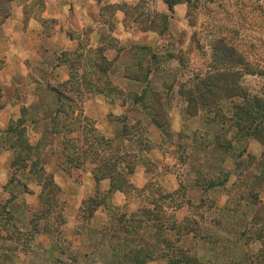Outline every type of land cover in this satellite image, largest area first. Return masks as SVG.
Masks as SVG:
<instances>
[{
	"label": "rangeland",
	"instance_id": "374dc122",
	"mask_svg": "<svg viewBox=\"0 0 264 264\" xmlns=\"http://www.w3.org/2000/svg\"><path fill=\"white\" fill-rule=\"evenodd\" d=\"M13 3H23L25 14H39L43 0H2L8 10ZM180 3L183 14L171 21L157 14L156 0H131L123 6L141 24L153 14L164 21L168 38L162 49L132 43L107 59L104 52L112 39L88 47L82 29L79 48L66 57L82 92L79 103L100 92L120 108L107 116L111 138L86 115L58 114L59 122L75 128L64 141L63 169L71 181L80 182L94 160L96 170L114 168L130 182L128 166L140 158L153 173L151 179L142 188L132 184L127 189L130 195L142 194L143 201L110 206L102 225L90 222L91 205L85 203L73 227L64 226L63 191L52 196L50 212L29 208L22 184L27 170L37 171V166L24 162L27 147L21 150L10 136L17 161L0 172V202L7 211L1 215L0 264H264V0ZM113 7L102 6L97 18L106 30L112 26ZM216 36L226 37L246 64L221 67L212 49ZM87 57L95 60L93 66ZM43 63L37 70L45 73ZM223 76L232 80L230 91L223 86L213 97L197 98L203 83ZM88 82L91 87L85 86ZM48 92L42 89L39 99L50 109ZM189 98L192 104H187ZM3 139L0 129V162L7 166L12 154ZM156 161H162L160 169ZM165 171L180 180L174 193L157 181ZM92 195L104 202L102 193Z\"/></svg>",
	"mask_w": 264,
	"mask_h": 264
},
{
	"label": "crops",
	"instance_id": "0c3cea01",
	"mask_svg": "<svg viewBox=\"0 0 264 264\" xmlns=\"http://www.w3.org/2000/svg\"><path fill=\"white\" fill-rule=\"evenodd\" d=\"M130 1L43 0L39 14L33 12L25 14L23 3H13L1 26L3 36L0 38V129L1 132H5L16 124H20L23 128V136L31 147V151L24 155V162L27 165L35 163L37 169L41 168L46 174H50L60 191L64 192V202L61 207L64 226L73 227L85 198L94 193H102L104 196V202H100L89 217L94 225L107 223L110 206L128 205L133 200L143 201L142 194L130 195L120 190H113L109 178H103L97 182L93 176V170L97 167L95 161L89 163L83 174L85 178L80 182H73L68 178L60 156H63L64 141L68 135L74 133L75 128L65 131L57 127L56 122L54 123L53 109L58 102L51 90V87H56L69 79L70 70L64 53L79 48V31L82 29L87 31L88 47H100L112 39V45H109L104 52L107 59L113 58L116 53L123 51L124 46L132 43L153 51L163 48L168 38L166 36L168 28L166 24H163L164 21L157 19L153 12V18L143 21V24L130 18L123 7ZM156 2L157 14L163 18H169L171 21L172 16L180 17L183 14L181 3L174 4L170 11L163 0H156ZM107 5L114 7L110 15L112 26L106 30L105 24L99 23L97 18L102 6ZM45 20H51V23L47 24ZM107 36L109 39H106ZM42 63L46 64L45 73L37 70V66ZM47 88L49 98L52 99L48 102L50 109L41 104L39 99L41 90ZM81 105L83 114L94 122L95 128L102 130L106 137L111 138L113 130L107 116L109 113L118 114L120 105L115 101H107L100 92L86 97ZM3 144L12 156L7 157V162L5 160L7 166L0 162L1 173V169L4 173L6 169L11 168L16 153V148L5 142ZM0 157L2 158L3 154ZM49 159L54 160L49 163ZM139 159L135 162L129 179L135 187L142 188L149 182L153 173L147 170ZM162 161L155 162L159 169ZM27 174V183L22 184L24 195L31 199L30 203L26 199L30 209L41 211L39 195L42 180L35 167L28 169ZM8 177L3 178L5 180L2 179L1 184H6ZM157 181L171 192L180 182L172 171L160 173Z\"/></svg>",
	"mask_w": 264,
	"mask_h": 264
},
{
	"label": "trees",
	"instance_id": "16d2710c",
	"mask_svg": "<svg viewBox=\"0 0 264 264\" xmlns=\"http://www.w3.org/2000/svg\"><path fill=\"white\" fill-rule=\"evenodd\" d=\"M164 3L167 5L168 9L170 11H172L173 9V5L176 3H180V2H185L187 3V6H189V2L190 0H163ZM9 13V10L6 9L5 7H3L2 5V0H0V22L3 21V19L5 17H7ZM227 39L226 37L223 36H216L214 38V43L212 49L215 50V61L217 63H223L221 64V67H227L228 69L230 67H232L233 65L241 66L246 64V60L244 55L241 52H238L237 49L232 45V44H228L227 43ZM143 49H145V47H143ZM99 53L101 54V49H98ZM76 50L72 51V52H67L64 53V56L67 57V55L69 56L70 54L75 55ZM80 55L82 54H76L77 57H79L78 59H83V57H80ZM102 55V54H101ZM99 57V59L101 61H105V58L103 56ZM87 59L90 62V65L93 66L95 64V60H93V58H89L87 57ZM92 59V60H91ZM69 62V61H68ZM73 63H67L68 67H69V79H67L66 81H64L62 83V85L60 84V88L56 87H51V90H53L54 95L56 96L57 99V104L58 106H56L54 108L55 111V116L53 117L54 119V123L57 124V127H61L62 129H65V131H71L73 129V127L68 126L67 124H63L62 122H59L60 120H58V114L59 113H67L68 111L71 112V115H74V117H79V116H84L83 114V110H82V101H80V103L78 102V98L82 97V92L80 90V85L76 83H73V73L71 72L73 67H72ZM222 76V75H221ZM225 78L224 76L221 77L220 79H216V82L214 81H210L207 83H203V91H201L200 89L197 90V98L199 99H206V97L208 95H211L212 97L215 96L218 92L216 91H221L220 89H223L222 87L225 86L227 91H230L229 88V82H231L232 80L227 81L226 79H222ZM222 81V82H221ZM218 82H221L218 84ZM91 87L92 83L88 82L85 83L86 87ZM69 87V88H68ZM228 87V88H227ZM191 92H189L190 94ZM210 96V97H211ZM193 103V99H190L187 101V104H192ZM204 104H208V102H204ZM56 119V120H55ZM85 119V118H84ZM4 134V139L3 141L5 143H8L11 147L16 146V144L11 140L12 136H15L17 138V141L20 143L19 148L25 149L24 147H27L26 150L27 152H29L31 150V147L29 146V144L27 143V140L24 138L23 134V128L20 126V124H16L15 127H11L9 129H7L5 132L2 131ZM11 136V138H10ZM87 140V138H85ZM84 140V139H83ZM28 154V153H27ZM19 156H17L18 158ZM16 159V157H15ZM14 159V162H16L17 160ZM127 159V158H126ZM94 161V160H93ZM117 164V162H115ZM132 163L130 166H128L127 169V174H131L134 168V163L131 160ZM97 168L95 167V169L93 170V176L95 178V180L98 182L99 180L103 179V178H109L111 181V188L113 190H120L122 192H124L125 194H129V191L127 188H132L134 187L128 180L126 177H122L121 174L118 173V171H116V169L112 168L113 171L115 172L116 177L114 178V175L112 174V172L110 171H104L101 172L99 170H96ZM37 173H39V177L42 180V187H41V193L39 195V199L42 205V212L44 213H48L50 212V206H54L55 203L52 199V196H54L56 193L60 192L59 187L56 185V183L53 180V177L50 174H46L45 171L41 168L37 169ZM116 179V180H115ZM116 181V182H115ZM128 181V182H127ZM127 182V184H125ZM101 202V200H99L96 195H92L89 196L87 198H85V201L83 202V207L85 203H88L91 205V208L88 212L87 218L90 217V215L92 214V212L97 208V206L99 205V203ZM83 207L81 208V211L83 209ZM6 211V207H4L3 204H1L0 202V229H3L1 222H2V216L3 214H5ZM4 218V217H3ZM86 218V219H87ZM61 220V219H60ZM62 221V220H61ZM6 229V228H5ZM11 230L13 231L12 233H14V231L16 230V227L11 224ZM17 234H20L19 230H17V232H15ZM59 233V231H58ZM190 260V258H189ZM189 260L187 259L186 261L189 262ZM193 264H200L197 261H194Z\"/></svg>",
	"mask_w": 264,
	"mask_h": 264
}]
</instances>
